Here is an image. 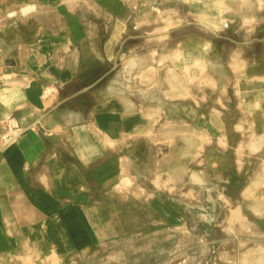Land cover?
Wrapping results in <instances>:
<instances>
[{"label": "crops", "instance_id": "1", "mask_svg": "<svg viewBox=\"0 0 264 264\" xmlns=\"http://www.w3.org/2000/svg\"><path fill=\"white\" fill-rule=\"evenodd\" d=\"M110 1L0 0V264L122 242L173 186L264 221V36Z\"/></svg>", "mask_w": 264, "mask_h": 264}, {"label": "rangeland", "instance_id": "2", "mask_svg": "<svg viewBox=\"0 0 264 264\" xmlns=\"http://www.w3.org/2000/svg\"><path fill=\"white\" fill-rule=\"evenodd\" d=\"M76 1L79 5L74 14L82 19L85 13L89 18L88 13L83 11L89 9V4L96 11L97 7L100 10L101 4L111 2ZM127 1L156 5V12L152 15L154 19H162L164 14L176 16L177 19H181V16L190 18L198 9L203 14L205 24L216 25L210 22L216 21L223 26L228 25V28L224 26L227 36L234 34L238 20L253 28L254 37L264 36V0H224L221 9L210 0ZM57 5L66 6L62 1ZM164 5L169 6L172 12H164ZM98 16L91 14L92 19H98ZM179 189L173 186L171 194L165 195L166 202L157 209L154 223L141 213L137 234L125 237L122 242L109 244L104 250L95 249L86 257L77 258L69 264H264V221L260 223L248 219L237 210L233 212L229 225L227 219H222L227 215V210H223L221 205L202 203L205 200L202 189H189L186 209L185 195L182 199ZM200 195L204 196L200 199ZM55 260L54 263L44 264H57ZM24 264H33V261L27 260Z\"/></svg>", "mask_w": 264, "mask_h": 264}, {"label": "bare ground", "instance_id": "3", "mask_svg": "<svg viewBox=\"0 0 264 264\" xmlns=\"http://www.w3.org/2000/svg\"><path fill=\"white\" fill-rule=\"evenodd\" d=\"M187 1L191 2V1H195V0H187ZM210 1L213 3L214 6L219 7L220 9H221V7L224 5V0H210ZM65 2L67 3V5H68L71 9L76 8V6L78 5L76 0H65ZM69 7H68V8H69ZM70 8H69V10H70ZM242 84H243V83H242ZM240 89H241V87H240ZM240 91H241V90H240ZM243 259H244V258H243ZM243 261H245V260H243ZM243 261H242V262H243ZM244 264H245V262H244Z\"/></svg>", "mask_w": 264, "mask_h": 264}]
</instances>
